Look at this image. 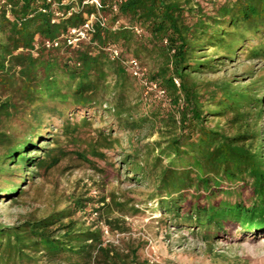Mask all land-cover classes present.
<instances>
[{
	"label": "trees",
	"instance_id": "1",
	"mask_svg": "<svg viewBox=\"0 0 264 264\" xmlns=\"http://www.w3.org/2000/svg\"><path fill=\"white\" fill-rule=\"evenodd\" d=\"M82 1L0 0V203L17 202L23 183L72 153L96 166L119 152L123 181L149 188L137 204L155 203L168 227L209 244L264 237V76L245 85L204 76L264 60V0H125L116 13L102 9L106 23L95 24L90 41L43 47L95 11ZM109 44L148 66L167 104L144 95ZM15 119L24 128L10 131ZM45 119L57 132L43 130ZM144 128L158 138L131 139L126 149L113 135ZM112 197L116 206L133 202ZM86 200L73 195L43 216L0 222V264H139L136 248L121 249L82 221ZM116 222L107 220L124 230Z\"/></svg>",
	"mask_w": 264,
	"mask_h": 264
},
{
	"label": "rangeland",
	"instance_id": "2",
	"mask_svg": "<svg viewBox=\"0 0 264 264\" xmlns=\"http://www.w3.org/2000/svg\"><path fill=\"white\" fill-rule=\"evenodd\" d=\"M204 76L210 80L226 79L236 85H245L264 76V60L228 62L221 65L216 73ZM135 90L136 93L140 92L137 87ZM144 111L145 106L141 113ZM56 122L54 119H45L43 130L57 132ZM22 123V119H15L6 127L10 131H19L24 128L20 127ZM106 123L108 120L103 124ZM101 125L96 121L93 127ZM261 126L264 131V117ZM149 131L144 128L142 132L121 131L113 135H121L122 147L129 149L131 139L136 142L142 138L141 143H144L158 138L157 132L149 134ZM40 144L53 145L50 140H40ZM33 152L39 154L40 150ZM109 161L97 159L96 166H93L76 154L68 155L50 172L35 178L34 182L23 183L21 187L26 193L17 202L9 200L0 203V222L13 225L28 214L43 216L54 208L65 207L75 195L89 199L84 201L86 208L78 213L86 224L97 223L101 227H109L108 219H119L116 224L124 230L109 227L110 233L105 239L121 249H127L129 245L136 248L139 264H264V237L257 240H220L209 244L186 230L168 227L160 219L155 203L137 204L139 200L146 198L149 189L147 183L123 181L125 177L121 172L123 164L120 162L119 152H114ZM99 169L106 171L101 172ZM112 195L116 196L117 201L131 198L133 202L116 206L112 202ZM102 198L106 199L105 203L100 201ZM134 204L140 209L139 212L132 208Z\"/></svg>",
	"mask_w": 264,
	"mask_h": 264
},
{
	"label": "built area",
	"instance_id": "3",
	"mask_svg": "<svg viewBox=\"0 0 264 264\" xmlns=\"http://www.w3.org/2000/svg\"><path fill=\"white\" fill-rule=\"evenodd\" d=\"M124 1L125 0H83V5H91L95 8V11L86 14V18L81 24L70 27L65 33H62L58 37L44 39L41 45L45 48H55L62 44L77 47L82 42L90 41L92 33L95 30V24L104 26L106 23V17L102 9L109 7L113 13H116L119 11V7ZM3 2L5 3V1ZM7 7H10V5L8 4ZM58 14H60L59 11H56V15ZM119 25L120 20H117L114 27H118ZM134 31L137 34L143 32L138 26L134 27ZM165 42H167V40H165ZM39 45V42H36V46L38 47ZM105 50L111 59H122L121 50L116 44L107 45ZM122 60L132 76L136 79L138 85L143 89L145 96L163 100L164 104L168 103L166 90L162 88L157 81L150 78L147 65L143 64L135 57ZM174 81L178 86L180 85L179 79L175 78ZM102 229L104 236H108L110 233L109 227L105 225Z\"/></svg>",
	"mask_w": 264,
	"mask_h": 264
},
{
	"label": "bare ground",
	"instance_id": "4",
	"mask_svg": "<svg viewBox=\"0 0 264 264\" xmlns=\"http://www.w3.org/2000/svg\"><path fill=\"white\" fill-rule=\"evenodd\" d=\"M262 242H264V238L262 239Z\"/></svg>",
	"mask_w": 264,
	"mask_h": 264
}]
</instances>
